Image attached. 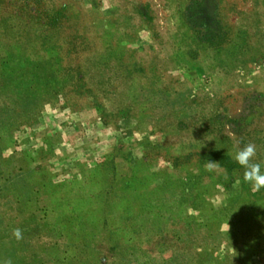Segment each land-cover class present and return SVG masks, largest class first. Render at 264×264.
I'll use <instances>...</instances> for the list:
<instances>
[{
	"label": "rangeland",
	"instance_id": "374dc122",
	"mask_svg": "<svg viewBox=\"0 0 264 264\" xmlns=\"http://www.w3.org/2000/svg\"><path fill=\"white\" fill-rule=\"evenodd\" d=\"M249 142L264 0H0V264H264Z\"/></svg>",
	"mask_w": 264,
	"mask_h": 264
},
{
	"label": "clouds",
	"instance_id": "9594fccd",
	"mask_svg": "<svg viewBox=\"0 0 264 264\" xmlns=\"http://www.w3.org/2000/svg\"><path fill=\"white\" fill-rule=\"evenodd\" d=\"M256 145L249 142L243 146L239 143L235 146L234 160L244 169L243 181L252 186L254 192H259L264 189V171L261 169V164L255 161ZM218 167V162L207 161L205 164L206 171H214ZM12 235L16 240L23 238L22 232L19 228L13 229ZM2 264H13L11 259L3 260Z\"/></svg>",
	"mask_w": 264,
	"mask_h": 264
}]
</instances>
